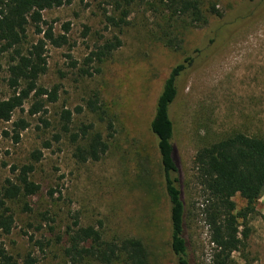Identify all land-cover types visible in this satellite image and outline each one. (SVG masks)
<instances>
[{"label": "rangeland", "instance_id": "rangeland-1", "mask_svg": "<svg viewBox=\"0 0 264 264\" xmlns=\"http://www.w3.org/2000/svg\"><path fill=\"white\" fill-rule=\"evenodd\" d=\"M68 1L44 12L56 35L64 34L69 25L66 45L47 44L48 70L40 79L49 90L59 87L58 100L48 103L46 113L31 117L30 99L12 121H0V185L8 178L16 181L13 166L33 164L31 178L41 186L33 197L9 202L15 225L9 235L0 233V245L21 262L31 252L37 264H66L57 238L78 221L99 229L106 240L141 239L151 264H178L171 247V206L158 138L151 123L172 68L202 48L195 66L178 81L179 94L170 114L183 198L191 212L186 230L191 263L212 264L215 246L202 215L204 198L194 178V158L208 138L233 131L264 134V0H216L224 16L212 19L210 26L188 30L179 52L163 42L167 23L161 0H136L129 24L122 27L107 19L122 17L115 0ZM115 37L122 46L113 55L103 62L86 61ZM39 38L42 35L30 28V43ZM10 57H0V101L12 93ZM64 110L73 113L72 132L93 124L108 140L109 150L99 161L83 163L75 157L76 144L62 129ZM20 118L30 126L15 143L3 132L11 131ZM37 150L42 153L39 161L33 156ZM234 200L238 209L246 204L240 195ZM249 227L248 247L234 253V262L264 264V194Z\"/></svg>", "mask_w": 264, "mask_h": 264}, {"label": "trees", "instance_id": "trees-1", "mask_svg": "<svg viewBox=\"0 0 264 264\" xmlns=\"http://www.w3.org/2000/svg\"><path fill=\"white\" fill-rule=\"evenodd\" d=\"M135 1L115 0L116 8L122 9V17L117 20L109 16L108 21L114 26L128 25ZM67 3L68 0H0V57L11 55L8 85L12 90L9 97L0 101V121H12L17 110L25 111L30 99L34 100L28 109L31 117L46 113L48 103L58 100L59 87L49 90L40 84V79L48 70L47 44L55 47L66 45L69 25L64 26V34L56 35L53 25L44 20V12ZM161 4V15L167 23L163 42L177 52L184 50L188 30L210 26L212 19L224 16L216 0H161ZM30 28L37 35H42L36 43L29 41ZM216 37L210 39V45L215 43ZM121 46V39L115 37L92 52L86 61L103 62ZM195 53L196 56H186L182 63L172 68L158 97L151 123V130L158 138L160 165L171 206V247L178 264H192L186 238L187 219L191 212L183 198L181 171L173 143L175 125L170 109L179 94V79L195 66L197 54L202 56L203 49L196 48ZM83 74L92 76L87 71ZM90 104L94 105V111L97 108L95 102ZM61 120L63 131L70 134L71 142L76 144L75 157L78 160L96 162L108 152V140L100 131H95L93 124L83 125L80 133L72 132L70 125L75 123L70 110L62 112ZM29 126L27 119L20 118L13 122V129L5 130L3 135L18 143L22 132ZM49 146L45 143V147ZM33 156L39 161L42 153L37 150ZM194 165V178L204 198L202 215L209 228L211 243L215 246L212 264H235L234 253L248 247L251 236L249 220L264 194V134L233 131L221 137L208 138L197 151ZM34 170L33 164L13 166L12 171L17 173L16 181L8 178L0 185V233L9 235L15 225L9 202L20 197H33L40 192L41 186L31 178ZM236 195L246 202L240 209L234 200ZM36 242L42 246L40 241ZM56 244L62 246L66 264H151L150 252L141 239L126 236L106 240L99 229L80 226L78 221L67 229L64 236L57 238ZM37 263L38 259L31 252L21 262L3 244L0 245V264Z\"/></svg>", "mask_w": 264, "mask_h": 264}]
</instances>
